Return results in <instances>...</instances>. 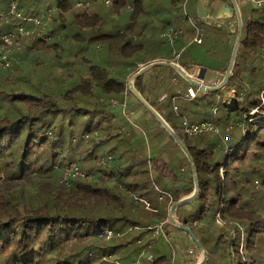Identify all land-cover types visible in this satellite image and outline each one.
Masks as SVG:
<instances>
[{"label":"trees","instance_id":"1","mask_svg":"<svg viewBox=\"0 0 264 264\" xmlns=\"http://www.w3.org/2000/svg\"><path fill=\"white\" fill-rule=\"evenodd\" d=\"M11 1L0 0V12ZM14 1L24 15L50 10L45 31L51 39L23 38L12 66L0 69V264H131L149 245L142 264H184L174 231L199 248L188 232L170 224L164 225L170 239L156 233L154 226L167 218L168 200L159 204L155 186L176 202L193 192L192 170L172 139L187 172L162 157L167 144L150 152L169 135L127 82L157 61L177 62L185 70L202 67L200 52L216 65L212 71L225 74L237 31L201 23L202 42L192 43L184 13L175 17H181L180 28L159 17L181 8V0H85L86 7L78 5L83 0ZM249 2L241 5L242 37L222 89L199 90L187 101L182 93L189 83L162 65L133 82L192 158L198 195L186 204L192 206L189 213L178 214L183 205L176 215L207 251L205 264H264V2ZM99 3L109 7L111 19L95 7ZM149 13L158 26L145 22ZM10 27L0 22V46ZM169 28L180 31L173 44L161 37ZM191 45L199 47L197 57L187 52ZM224 90L230 97L221 95L216 103ZM129 94L145 113L137 120L140 131L109 111L111 99L121 102ZM178 99L201 104L202 110L192 111ZM183 118L214 120L219 133L189 136L181 128ZM154 127L161 132L152 137ZM71 164L81 176L67 171ZM107 229L119 235L106 239Z\"/></svg>","mask_w":264,"mask_h":264},{"label":"built area","instance_id":"2","mask_svg":"<svg viewBox=\"0 0 264 264\" xmlns=\"http://www.w3.org/2000/svg\"><path fill=\"white\" fill-rule=\"evenodd\" d=\"M188 1L189 0H181V8L183 9V13L186 16L189 25L193 28L194 31V35L191 40L192 43L200 44L202 42L203 28L201 26V23L221 27L224 29L225 32L228 33L233 32L232 24L228 22L227 25H225L223 23L224 20L219 16L218 17L207 16L204 18H197L188 15L186 11ZM249 1H252V3L256 7L261 6L262 3L264 2V0H249ZM105 3L110 4V0H105ZM78 5L80 7H84V6L86 7L90 5V2L83 0L79 2ZM49 16H50V10H48L47 12H43L40 15H34V16L24 15L22 12L17 10L16 3L14 0L11 1V3L9 4V8L6 12H0V22L4 21L5 23H10L9 20L10 17L23 22V23H18L14 27V29L8 30L7 32L2 34L1 39L3 41V44L0 46V69H8L12 66L14 60L16 59L17 55L19 54L22 48L23 38H32V39L42 38L44 40L51 39V36L46 35V31H45L46 25L50 21ZM24 23L30 24L33 27L30 28ZM179 34L180 31L178 29L169 28L161 33V37L163 39H166L170 44H173L178 38ZM201 71H202V67H200L199 65H195L194 68L189 71L185 70L187 74H189L191 77L195 79H197ZM214 73L217 77L224 76L223 73L218 71H215ZM197 80L201 84L207 86H214L221 82L219 80H217L216 82H209L204 77ZM198 91L199 89L189 84L186 87V90L182 93V96L185 100L190 101L197 96ZM164 97L165 95L162 96V99ZM109 105L110 107L119 106L121 108V114L127 120V122L133 127L136 126L132 117L133 113L130 110H128L127 95L125 96L124 100L121 102H118L115 99H111L109 101ZM173 109L177 111L176 104L173 105ZM180 125L183 132L189 136L219 133V127L214 120H201L195 122V121H189L187 118H183ZM144 136L146 137V134H144ZM67 171L69 173H73L74 176H81V174L77 171V168L75 167L74 164H71ZM155 192L157 194V200L159 204L168 200L167 210L169 213L170 207L173 203L171 194L165 190L160 189L157 186H155ZM141 202L146 206L147 209H152L148 201L141 199ZM153 210L156 211V209ZM175 220L181 224H184L181 220L178 219L176 215H175ZM166 224L171 225L170 221L168 220V217L164 221L156 224L154 226V229L157 234L162 236V238L168 240L171 238L172 233L171 231L165 230L164 225ZM114 234L115 232L113 230L107 229L105 232V238L108 239L112 237ZM115 235H119V232H117ZM137 242L140 243V240ZM149 249H150V245L148 246L147 250L143 249L139 253L138 257H136L131 264H142V258L149 256Z\"/></svg>","mask_w":264,"mask_h":264},{"label":"rangeland","instance_id":"3","mask_svg":"<svg viewBox=\"0 0 264 264\" xmlns=\"http://www.w3.org/2000/svg\"><path fill=\"white\" fill-rule=\"evenodd\" d=\"M104 1V0H103ZM246 2H249V0H242V3L240 2V4H238V7H239V10H240V14H241V5H244V3H246ZM102 3V2H101ZM101 3H99L98 5L99 6H95L96 8L98 7L99 9H100V12L102 13V16L103 17H106V20L107 19H111L109 16H108V13L110 12V9H109V7H107L106 5H104V4H101ZM250 4H252V1L251 2H249ZM195 3L193 2V0H189L188 1V3H187V9H186V11H187V14H189L190 16L192 15L193 16V14H194V10H192V9H194V7H195ZM94 7V8H95ZM52 8V10L55 12V7H51ZM150 10V9H149ZM159 12V11H158ZM180 13H182L183 14V9L182 8H180L179 7V9H178V5L175 7V9L174 10H167L166 11V13H159V17H166V18H168V20L170 19V20H174L175 21V26L176 27H178V28H180V27H182V25H181V17H180V19H178V20H175V17L176 16H178V18H179V15H180ZM152 15L153 14H151V13H149V16H150V18H146V20H145V22L147 23V24H149L150 26L151 25H153L156 21H155V19L152 17ZM114 18H118L116 15L115 16H113ZM158 17V16H157ZM196 17H197V15H196ZM198 18V17H197ZM232 19H233V17H232ZM9 20H10V23L9 24H11V27H10V29L12 28V29H14V27L18 24V23H23V22H21V21H19V20H17V19H13L12 17H10L9 18ZM125 18H124V16H122V18L120 19V22H122V23H124L125 22ZM51 21V20H50ZM188 22V21H187ZM183 25H185V26H187L188 24L186 23V21L184 20L183 22ZM225 25H227V23H228V21H225L224 20V22H223ZM25 25H27L28 27H30V28H32L33 26L32 25H30V24H27V23H24ZM48 24V23H47ZM155 26H158L156 23H155ZM46 29H47V25H46ZM224 30V29H223ZM236 31H237V26H236V24H235V26L233 27V32L231 33V34H235L236 33ZM232 35V36H233ZM233 41H234V37H231V43L233 44ZM198 49H199V47L198 46H195V45H191V46H189V48H188V51L187 52H189V53H191L192 55H194L195 57H197L198 56ZM198 62H202V63H204L205 65H203L202 67L203 68H205V69H207V72H206V77H209V78H211V79H215V75L211 72V69H214V67L216 66L214 63H212L209 59L207 60V58L206 57H203L202 56V53L200 52V54H199V56H198V60H197ZM194 68V67H193ZM192 68V69H193ZM187 71H189V70H187ZM133 95V94H132ZM132 95H130L129 94V98H131L132 100L134 99L133 97H132ZM222 95V97H223V99H225L226 97L228 98V97H230V95H231V92H230V90H224V91H221V92H219L218 93V97L216 98L215 97V102L216 103H219L221 100H220V96ZM187 101H183L182 99H178V101H177V103L179 104V105H187L188 107H190V109L192 110V111H200V110H202V105L201 104H199V105H194V104H187L186 103ZM229 102V106H231L232 105V101H228ZM135 103H136V100H135ZM186 103V104H185ZM132 106H133V104H131ZM130 105V106H131ZM135 107V106H134ZM131 107V109L130 110H132V112L134 113V115L132 116L133 117V121H135V127H134V130H137V131H140V125H139V121L140 120H142L143 119V115H145V113H144V111L143 110H141V109H139V108H137V107ZM109 111L112 113V114H114L115 116H117V118H123V116H122V114H121V108L119 107V106H115V107H110L109 108ZM124 119V118H123ZM137 120H139V121H137ZM137 121V122H136ZM162 128V127H161ZM212 137V136H211ZM165 139V143H164V145H163V147L166 145V148H165V150H162V157L165 159V160H171V166L173 165V167L175 168V169H177V170H180V171H182V169H184V171L185 172H187V169H188V166L185 164V162H184V160H183V154L181 153V152H179L176 148H175V146H174V144L170 141L171 140V138L169 139L168 137L167 138H164ZM164 141V140H163ZM159 145V144H158ZM163 147H161L160 149H162ZM100 149H102V148H99L98 149V151H97V154L99 155L100 153H102L103 152V150H100ZM156 149V148H155ZM154 149V150H155ZM157 152V151H156ZM151 153H152V150H151ZM175 157V159H172L171 157ZM183 172V171H182ZM184 173V172H183ZM255 176H258L257 174H255ZM264 202V201H263ZM191 209H192V206L191 205H185L183 208H182V210H180V212L178 213V214H182V213H189L190 211H191ZM177 216V215H176ZM179 234H180V232H175L174 231V240H175V243L176 244H173L174 245V248H175V250H179V253L178 254H180V260L181 261H183L184 262V264H197V263H199V262H201L202 261V258H203V253H202V251L200 250V249H197V250H195L194 252H192V254H189V253H187V249H189V248H192L193 247V245H192V242L190 241V239H189V237L188 236H186V235H180L179 236ZM183 239H185V240H188V241H182ZM173 239L170 241V242H172L173 243V241H174ZM177 250V251H178ZM176 257V256H175ZM178 257V256H177Z\"/></svg>","mask_w":264,"mask_h":264},{"label":"water","instance_id":"4","mask_svg":"<svg viewBox=\"0 0 264 264\" xmlns=\"http://www.w3.org/2000/svg\"><path fill=\"white\" fill-rule=\"evenodd\" d=\"M230 1H231L232 8H233L232 11H234V14H235V16L237 18V36H236V40H235L233 48H232L230 61H229V64H228V68H227V70H226V72H225V74L223 76L222 81L219 84L214 85V86H207V85L201 84L197 79L203 78L204 77L203 73H201L197 77V79H195V78L191 77L189 74H187L185 72V70L181 66L176 64L175 62H166V61H157V62L150 63V64H148V65H146L144 67H141L135 74H133L128 79V82H127V86L129 88L130 92L146 108V110H148L154 116V118L161 125V127L167 132V134L169 135V138L174 140V142L181 148V150L185 154V156H186V158H187V160L189 162V165L191 167L192 174H193V179H194V190L189 196L181 198L178 201L172 203V205L170 207V210H169V213H168V220L170 221L172 226H174L176 228H180V229L188 232L190 237L194 241V243L202 251V253H203L202 261L197 263V264H205L206 263L207 251L202 248L201 244L195 238V236L192 234V232L189 229V227H187L184 224H181V223H179V222H177L175 220V215H176L177 208L192 202L198 195V186L199 185H198V179H197V175H196V170H195V167H194L193 162H192V158L189 155V153H188L186 147L184 146L183 142L181 141V139L176 135V133L169 126V124L161 117V115L152 106H150L147 103V101L141 96V94L138 91L135 90L133 82H134L136 77H138L142 73L146 72L147 70H149L153 66L162 65V66H169V67L173 68L190 85L196 87L200 91L211 92V91H216V90L222 89L226 85V83L228 81V78H229V76L231 74L232 67H233V64H234V60H235V57H236V53H237V50H238V46H239V43H240V40H241V37H242V19H241L240 10H239V7H238V4H237L236 0H230Z\"/></svg>","mask_w":264,"mask_h":264},{"label":"crops","instance_id":"5","mask_svg":"<svg viewBox=\"0 0 264 264\" xmlns=\"http://www.w3.org/2000/svg\"><path fill=\"white\" fill-rule=\"evenodd\" d=\"M193 2L196 4L195 5V7H194V9H192V10H194L193 12H194V14H193V17H196V15H197V17L198 18H204V17H221L223 20H225V21H228L230 24H232V26L234 27L235 26V24H236V26H237V18H236V16H235V14H234V11H232L233 10V8H232V4H231V1L230 0H193ZM192 16V15H191ZM232 17H233V19H232ZM184 39H181L180 40V42L179 43H177L178 45H180V44H182V43H184ZM176 64H178L177 62H176ZM179 65V64H178ZM196 65H199V64H196ZM180 66V65H179ZM195 66V65H194ZM200 66V65H199ZM201 67V66H200ZM184 69V68H183ZM191 70V69H190ZM206 72H207V69H205V68H202V71H201V73H203L204 74V78L207 80V81H209V82H216L217 80H219V81H222V79H223V77L221 76V77H217L216 75H215V71H212L211 70V72L215 75V79H211V78H209V77H206ZM200 73V74H201ZM128 99V105L130 104H133V106H134V104H135V99H131V98H127ZM132 106V105H131ZM130 106V107H131ZM135 113V112H134ZM134 113H133V115H134ZM141 121V120H140ZM144 121V120H143ZM161 132V130H159L158 128H156V127H154L153 128V130L152 131H150V132H148L149 134H151L152 135V137H154L155 135H158L159 133ZM168 138H169V136H167ZM166 137V138H167ZM170 139V138H169ZM166 141H165V139H164V141H162L157 147H156V149L154 150V149H152V153H154V152H156V151H158V150H161L160 148L161 147H163V145H164V143H165ZM151 152V151H150ZM171 157V156H170ZM172 159H175V157L173 156V157H171ZM168 161V160H167ZM167 217H168V215H167ZM178 219H179V217H178ZM180 220V219H179ZM186 235V234H184V233H180L179 234V236L180 235ZM186 236H188V235H186ZM189 237V236H188ZM190 239V238H189ZM182 241H188V240H185V239H183ZM187 251V253H189V254H192V252H194L195 250L193 249V247L192 248H189V249H187L186 250ZM178 252H179V250H178ZM180 255V254H179ZM179 260H180V256H179V258H178ZM181 261V260H180Z\"/></svg>","mask_w":264,"mask_h":264}]
</instances>
